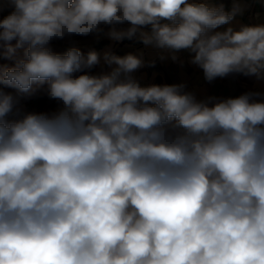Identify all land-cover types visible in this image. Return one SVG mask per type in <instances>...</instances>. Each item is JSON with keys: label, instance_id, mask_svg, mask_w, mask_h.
Here are the masks:
<instances>
[{"label": "clouds", "instance_id": "obj_1", "mask_svg": "<svg viewBox=\"0 0 264 264\" xmlns=\"http://www.w3.org/2000/svg\"><path fill=\"white\" fill-rule=\"evenodd\" d=\"M254 3L0 0V264H264V23L237 19ZM74 36L153 55L53 50ZM169 60L255 86L134 75ZM38 96L57 108L26 110Z\"/></svg>", "mask_w": 264, "mask_h": 264}, {"label": "crops", "instance_id": "obj_2", "mask_svg": "<svg viewBox=\"0 0 264 264\" xmlns=\"http://www.w3.org/2000/svg\"><path fill=\"white\" fill-rule=\"evenodd\" d=\"M230 7V3H227ZM242 23H264V5L254 3L250 6L249 10L243 17L237 18ZM79 47L85 54L92 49L103 52L108 48H111L117 55H125L129 52L136 53L140 50L145 52V58L149 59L153 55V50L145 48L142 44L134 41L124 40L123 42H114L106 37H102L97 40L94 36L81 37L77 36L66 41L63 45L70 47L72 44ZM103 42V43H102ZM182 59L185 62L188 59V53H180ZM105 71L108 69L105 68ZM101 71L100 67L93 69L94 73ZM134 75L141 80L142 84L150 83H178L182 80H186L189 90H196L198 94H214L218 96H234L238 95L246 90L253 88L254 81L249 78L236 77L227 78L223 80H217L212 84H207L202 72L194 66L185 63L184 68H180L178 64L172 63L170 60L165 62L157 61L154 68L144 67L139 69ZM57 108V104L54 103V109Z\"/></svg>", "mask_w": 264, "mask_h": 264}, {"label": "trees", "instance_id": "obj_3", "mask_svg": "<svg viewBox=\"0 0 264 264\" xmlns=\"http://www.w3.org/2000/svg\"><path fill=\"white\" fill-rule=\"evenodd\" d=\"M3 15H7V12L3 13ZM77 36L71 37V38H66L65 40L62 41H53L52 43V48L54 51L59 50V48L68 40L75 38ZM103 43V42H102ZM83 52V51H82ZM4 64H10V61H3ZM54 103L52 101H49L46 97L43 96H38L35 97L31 100L25 101L24 106L25 109L28 111H54Z\"/></svg>", "mask_w": 264, "mask_h": 264}, {"label": "rangeland", "instance_id": "obj_4", "mask_svg": "<svg viewBox=\"0 0 264 264\" xmlns=\"http://www.w3.org/2000/svg\"><path fill=\"white\" fill-rule=\"evenodd\" d=\"M68 48V46H66V44L65 45H62L60 48H59V50H58V52H64L66 49Z\"/></svg>", "mask_w": 264, "mask_h": 264}]
</instances>
